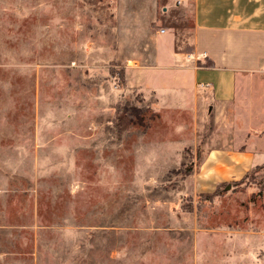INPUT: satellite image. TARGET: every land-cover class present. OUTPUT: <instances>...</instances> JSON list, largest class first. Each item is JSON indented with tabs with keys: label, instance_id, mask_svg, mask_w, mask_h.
Returning a JSON list of instances; mask_svg holds the SVG:
<instances>
[{
	"label": "rangeland",
	"instance_id": "obj_1",
	"mask_svg": "<svg viewBox=\"0 0 264 264\" xmlns=\"http://www.w3.org/2000/svg\"><path fill=\"white\" fill-rule=\"evenodd\" d=\"M192 1L0 0V264H264L255 118L146 87Z\"/></svg>",
	"mask_w": 264,
	"mask_h": 264
},
{
	"label": "crops",
	"instance_id": "obj_2",
	"mask_svg": "<svg viewBox=\"0 0 264 264\" xmlns=\"http://www.w3.org/2000/svg\"><path fill=\"white\" fill-rule=\"evenodd\" d=\"M241 1L248 5V0ZM239 2L193 0L192 8H188L195 29L191 49L178 51L175 38L167 43L161 41L152 68L163 77L159 85L146 87L156 90L161 102L165 101L169 108L197 111L213 104L218 109L229 107L227 117L234 114L232 105L239 99L243 102L240 117L245 119V126L253 125L248 117L255 118L256 139L247 137V152L240 153L245 156L241 160L252 165L255 160L264 163V20L263 9L258 6L263 5V0L249 1L257 7L251 17L255 26L249 25V18L240 11L238 15L225 14L224 7ZM248 33L256 35L251 42L253 46L249 44ZM200 60L211 64L202 65ZM253 143L255 147H251Z\"/></svg>",
	"mask_w": 264,
	"mask_h": 264
},
{
	"label": "trees",
	"instance_id": "obj_3",
	"mask_svg": "<svg viewBox=\"0 0 264 264\" xmlns=\"http://www.w3.org/2000/svg\"><path fill=\"white\" fill-rule=\"evenodd\" d=\"M141 119V118H140ZM140 119H139V121H140ZM134 122V119H133V117H132V114H129V123H133ZM207 196H211V195H207Z\"/></svg>",
	"mask_w": 264,
	"mask_h": 264
},
{
	"label": "built area",
	"instance_id": "obj_4",
	"mask_svg": "<svg viewBox=\"0 0 264 264\" xmlns=\"http://www.w3.org/2000/svg\"><path fill=\"white\" fill-rule=\"evenodd\" d=\"M162 33H165V30H162Z\"/></svg>",
	"mask_w": 264,
	"mask_h": 264
}]
</instances>
